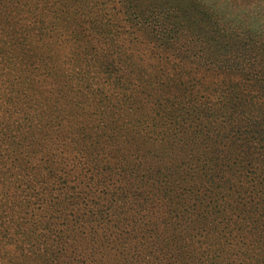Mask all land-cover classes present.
Here are the masks:
<instances>
[{
    "label": "trees",
    "instance_id": "obj_1",
    "mask_svg": "<svg viewBox=\"0 0 264 264\" xmlns=\"http://www.w3.org/2000/svg\"><path fill=\"white\" fill-rule=\"evenodd\" d=\"M135 8L125 14L124 22H128V26L124 28L112 23V14L108 18L95 13L84 15L102 37L112 33L113 40L120 39V44L115 43L113 49L118 58H113L104 68L106 76H111L107 81L110 86L107 89L96 88L93 97H71L75 104L73 117L78 120L70 126L75 128L79 125V130L83 132L81 130L79 139L75 134H69L68 141L62 139L67 143L64 150L68 153V159L51 150L56 149L53 142L57 139L51 137L44 144L50 136L44 133L47 136L45 139L34 140L38 135H33L29 126L24 130L25 137L16 133V137L0 140V165H9L4 170L0 166V239L5 237L3 240L7 245L15 243L12 253L14 264H19V261L21 264H62L59 260L51 259L53 251L48 249L49 239L42 233V227L49 235L56 237L49 228L52 225L50 214L54 210L53 216L58 213L59 207L64 209L71 204L61 201L55 206L51 202L50 189L44 187L50 182L45 183L40 172L46 171L48 180L58 179L65 176L64 167L68 162V172H72L71 168L76 166L79 171L75 176H84L81 166L84 160L85 164L92 165L91 175L87 177L90 188L102 186L105 189V181L112 176H116L115 181L120 184L112 186L110 190L109 202L114 205L113 220L106 219L103 225H96L98 229L92 226L88 229L91 235L95 234V230L101 231L99 235L103 246L99 251V264H115L107 258V254L105 257L106 250L125 249L131 238L136 236L132 234L131 240L126 239L129 233L125 232L126 238H119L121 221L117 213L124 210V206L134 215L142 213L141 217L148 219L142 225H139L141 220L132 223L139 225L132 228L142 232V238L146 233L148 239H154L151 243L155 245L157 241H169L163 248L176 264H264V89L258 87L264 85V76L253 79L257 81L251 83L247 81L249 78H245L243 84L241 80L233 81L225 76L207 82L197 75V72L201 74L199 64L183 58L173 60L165 57L152 43L159 39L175 38L166 28H161L166 20L150 8L140 9L136 5ZM43 29L38 27L39 31ZM143 34L148 36L146 40ZM81 37L83 40L84 36ZM128 51L131 53L130 60H123L122 54ZM43 56L50 59L47 54ZM94 58V54L89 57L90 60ZM98 58L101 60V55ZM227 60H214V64L229 68L234 63H226ZM110 87L115 89L117 96ZM26 96L21 92L16 101L8 100L9 106L24 113L25 109H30L22 102ZM6 106L4 115L7 128L13 111ZM92 113L101 120L96 117L88 119ZM140 124L147 130H157L155 136L160 137L159 149L152 151L153 156L147 157L150 150L140 139L146 137V132L139 129ZM34 128L39 130L38 125ZM97 129L107 132V135L101 142L97 141L93 153L99 151L98 155H101L107 147L115 146L109 150L128 155L132 163L124 162L122 168L119 165L123 162L121 158L113 162L116 158L111 157L110 162L105 157L96 159L97 155L91 151L80 154L86 145H92L103 133ZM233 134H237V138H233ZM162 137L167 139L162 140ZM174 137H178L179 141L175 142ZM27 138L28 144H23L26 152H16L20 147L19 142ZM162 141L164 145L160 144ZM71 152L77 156L71 155ZM78 156L80 161L74 164L73 158ZM96 163H102L106 168L97 170L94 167ZM52 165L57 167L55 173H52L54 169L47 170ZM62 165L63 168H58ZM6 173L13 178L11 185L4 181ZM170 175L174 178L170 180L169 187H164ZM178 178L181 181L176 184ZM40 182L43 186L38 189ZM156 182L160 190L154 187ZM177 185H188V188L178 189ZM121 186L126 189L123 190ZM106 191L103 190L104 197ZM158 194L162 195L166 205L180 206L183 213L169 219L164 217V209H160L163 215L151 213L150 219L143 215V211L153 208ZM115 197L122 199L116 202ZM27 199L43 205L38 209L41 214L35 215V209L31 210L34 205L31 203L30 207ZM80 218L83 224V219L87 217ZM99 221L102 219L99 218ZM9 233L15 235L14 238L6 236ZM202 235L203 244L208 246L196 251L202 245L197 246L196 236ZM176 241L180 243L175 248ZM36 244L42 245L39 248ZM80 253L81 250L75 257L80 258ZM8 260L11 262V254H8ZM144 260H147V264H159L157 255Z\"/></svg>",
    "mask_w": 264,
    "mask_h": 264
},
{
    "label": "rangeland",
    "instance_id": "obj_2",
    "mask_svg": "<svg viewBox=\"0 0 264 264\" xmlns=\"http://www.w3.org/2000/svg\"><path fill=\"white\" fill-rule=\"evenodd\" d=\"M0 1V140L9 136L16 137V133L25 137L24 130L29 126L32 134L38 135L34 140L45 139L47 136L44 133H47L50 136L44 144L51 137L57 139L53 142V147L56 149L51 150L56 153L59 152L61 157L69 158L67 151L64 150L67 148L65 142V140L68 141L67 136L75 134L79 139L83 132L82 129V132L79 130V125L75 128L70 126L77 123L78 120V118L73 117L75 104L71 97L77 95L93 97L96 88L107 89L110 86L107 81L110 80L111 76H106L107 72L104 68L106 67L105 64L113 58H118L113 49L115 43L120 44V39L113 40L112 33L104 38L101 33L96 32L91 25V20L84 16L88 13L98 14L103 18H108V15L112 14V23L124 28L128 26V22H124L125 14L136 9L135 5L139 6L140 9H144L143 7L150 8L159 14V17L166 20L161 28H166L170 35H175L173 39L166 38L165 40L159 39L155 43L152 42L154 46H157L165 57L168 56L173 60L174 58H183L185 61H194L199 64L201 74L196 72L200 78H205L204 80L209 82L212 79H221L225 76L233 79V81L241 80L243 84L245 78H249L247 81L251 83V81H257L253 79L264 76V0ZM39 26L44 29L39 31ZM47 31H50V34H47ZM82 35L84 36L83 40ZM143 36L145 40L148 38L147 35L143 34ZM87 40L88 42H86ZM83 42H86V45L79 49ZM121 43L125 45L124 41ZM43 54H47L50 59L45 58ZM93 54L95 58L90 60L89 57H92ZM99 55H101V60L98 58ZM137 56L142 58L139 54ZM130 57V51L122 54L123 60L129 61ZM222 58L234 61L229 62L227 60L226 62L234 64L229 68L214 64V60L219 61ZM134 61L137 62L136 59ZM258 87L264 89V85ZM26 89L28 91H25ZM110 90L117 96L115 89L110 87ZM21 92L27 95L22 98V102L25 107H30V109H25L24 113L15 111L8 104V100L16 101L17 98H20ZM6 105L13 111L9 117L7 128L4 115ZM226 111L228 110L226 109ZM93 117L100 119L97 114L93 113L89 115L88 119ZM37 125L38 131L34 130ZM98 127L102 128L101 126ZM139 129L146 132V137L140 139L145 141V147L150 150L147 157L153 156L154 152L152 151L159 149L158 139L160 137L155 136L157 130H147L141 124ZM85 131L88 133L87 129ZM98 131L103 132L101 129ZM106 135L107 132H103L92 145H86L79 153L84 151L93 153L96 143L101 142ZM232 137L237 138V134H233ZM165 139L167 137H162V140ZM174 140L178 142L179 138L174 137ZM27 141L28 138L19 142L20 147L15 151L23 150L22 152L25 153L23 144H28ZM160 144L164 145L165 142L162 141ZM111 148L107 147V150H104L101 155H98L99 151L94 152L93 155H97L96 159L108 158L110 162H112L111 157L112 159L116 158L113 162L121 158L123 162L119 165L122 168L125 166L124 162L132 163V158L128 155L122 154L118 150H109ZM28 149L30 150L31 146ZM71 155L77 156L75 152H71ZM13 156L18 155L14 154ZM165 157L166 155L162 156V159ZM79 161L80 156L73 158L74 164L79 163ZM0 166L2 170L6 167L9 168L8 164ZM81 166L84 176H75L79 171L76 166L71 168L72 172H68L67 170L70 168L68 162L66 167L58 166V168H66L65 176L62 175L58 179L48 180L45 177L47 172L44 170L40 172L44 176L45 183L50 182L44 187L50 189L51 202L55 206L61 201L71 204L69 207L63 206L64 209L59 207L58 213L53 216L51 214L54 213V210L50 214L52 225L49 228L51 232L57 235V238L49 235L45 232L46 228L42 227V233L45 238L49 239L48 249L50 252L53 251L51 259L59 260L62 264H68L69 259L73 260H70L69 264H99V251L100 247L103 246L99 235L101 231L95 230V234L92 236L88 229L91 226L98 229L96 225H103L106 219L113 220L114 205H110L109 202L110 190L112 186H120L119 182L115 181L116 176H112L109 181H105L107 193L104 197L102 195L103 190H105L104 187L90 188L88 186L90 182L87 177L91 175L90 168L92 165L85 164L83 160ZM94 167L97 170L106 168L102 163H96ZM48 169H54L52 173H55L57 167L52 165ZM15 173L18 174L16 169ZM49 175L52 177L51 174ZM173 178V175L168 176L164 187H169L170 180ZM4 181L7 185H11L13 178H9V174L6 173ZM180 181L178 178L176 184H179ZM42 186L40 182L38 189ZM177 186H179L178 189L188 188V185ZM154 187L161 189L157 182ZM121 188L126 189L122 186ZM92 190L95 191L92 193ZM121 199L122 197H115L116 202H120ZM96 201L97 203H95ZM31 203L34 205L31 210L35 209L36 215L39 207L43 205H39L36 200H33L32 202L29 201L30 207ZM152 205H154L152 209L147 212L143 211V215L149 219L151 213L161 214L160 209L166 211L164 214L166 219L183 213L180 206H171L169 203L166 205L161 194H158L157 201ZM124 208L120 213H117L121 221L119 238H126L125 232L129 233L126 239H130L132 234L136 236L131 238L132 240L130 239L131 241L124 247L125 249L117 247L118 250H114L108 247L111 250H106L105 257L107 254V258L115 264H147V260L144 259H151L157 255L159 264H176L173 259L169 258L166 249L163 248L169 241H164L165 243L157 241L155 245L151 243L154 239H148L146 233L142 238V232L134 230L132 226L142 225L148 219L142 218V213L136 216L125 206ZM92 215L94 217L90 218ZM80 216L87 217L83 221L88 226L82 224ZM99 218L102 219L101 222ZM137 220H141V223L132 225V223H138ZM42 221L45 220L42 219ZM121 231L123 232L121 233ZM169 235L172 236L171 233ZM6 236L14 238L15 235L9 233ZM202 237L203 235L201 237L196 236L197 246L202 243L199 246L200 249L194 246L197 248L196 251L206 249L208 246V244H203L205 241ZM3 239H0V264H14L12 253L15 243L7 245ZM51 239L54 240L51 241ZM134 240L136 241L135 245H133ZM179 243L180 241L174 243L175 248L179 246ZM36 245L40 248L42 244ZM149 248L151 249L149 250ZM36 249L39 252V249ZM79 249L81 250L80 258H76L75 254L80 251ZM8 254H11V262L8 260ZM199 254L201 255L200 251ZM219 256L221 257V255ZM81 261L83 262L81 263Z\"/></svg>",
    "mask_w": 264,
    "mask_h": 264
}]
</instances>
